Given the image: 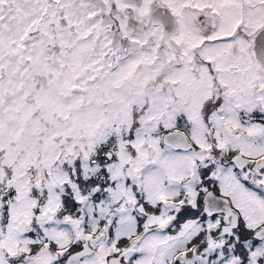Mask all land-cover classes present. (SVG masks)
<instances>
[{"label": "snow or ice", "instance_id": "obj_1", "mask_svg": "<svg viewBox=\"0 0 264 264\" xmlns=\"http://www.w3.org/2000/svg\"><path fill=\"white\" fill-rule=\"evenodd\" d=\"M0 264H264V0H0Z\"/></svg>", "mask_w": 264, "mask_h": 264}]
</instances>
